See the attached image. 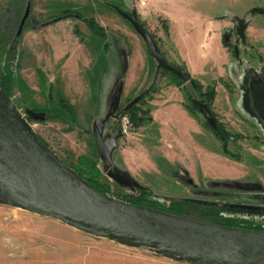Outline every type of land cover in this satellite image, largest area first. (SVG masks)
Returning <instances> with one entry per match:
<instances>
[{
	"label": "rangeland",
	"instance_id": "rangeland-1",
	"mask_svg": "<svg viewBox=\"0 0 264 264\" xmlns=\"http://www.w3.org/2000/svg\"><path fill=\"white\" fill-rule=\"evenodd\" d=\"M122 1L0 0V79L8 60L10 66L20 64L9 98L40 139L73 169L80 165V157L91 164L97 159L96 139L92 138L95 119L107 115L119 86L124 93L125 86L129 90L130 84H136L127 79L133 46L118 38L114 29L107 28H120L115 16L127 22L116 9L127 10ZM257 6L264 7V0H229V6L222 11L228 20L233 22L234 16L247 18L246 41L239 45V57L232 50L238 38L232 23L235 33L230 36L229 47L233 56L226 43L215 42L208 51L209 55L213 52L212 56L200 60L197 67L198 80L215 84L216 91L218 85L228 91L227 95L219 92V104L230 113V121L218 116L232 133L243 135L228 144L229 151L238 157L226 153L217 135L205 124L203 129H194L193 122L180 111L163 112L155 126L146 130L148 138H138L133 144L134 169L117 170L129 184L118 182L99 167L100 182L110 187L105 194L130 202L147 189L146 197L155 209L166 211L172 200H191L202 206L224 207L220 216L223 221L264 228V126L248 93L250 80L264 76V14L252 13ZM28 8L29 15L19 31ZM63 9L77 10L87 19L107 25L106 39L81 18L59 20ZM138 65L143 67L142 62ZM153 83L156 88L146 100L159 89L157 73L144 91ZM180 90L186 107H190L184 89ZM62 99L69 102L72 110L59 104ZM195 101L199 102L198 95ZM48 110L55 117L49 118ZM195 113L203 123L207 120L201 110ZM165 119L169 121L167 125ZM117 121L116 124V119H110L106 123L105 135L115 124L113 132L120 130ZM132 123L134 133L138 127L133 120ZM187 128H191L193 138L186 135ZM131 136L121 139L122 147ZM234 183H257L262 188L243 190ZM12 201L20 205L1 186L0 264H191L147 247L86 234L60 221L32 214ZM186 215L199 220V213L192 208Z\"/></svg>",
	"mask_w": 264,
	"mask_h": 264
},
{
	"label": "water",
	"instance_id": "water-1",
	"mask_svg": "<svg viewBox=\"0 0 264 264\" xmlns=\"http://www.w3.org/2000/svg\"><path fill=\"white\" fill-rule=\"evenodd\" d=\"M145 41L158 69H166L186 80L182 69L167 60L157 42L139 20L137 8L131 13L116 8ZM28 8L19 31L29 15ZM252 13L264 14L263 7ZM239 41L245 42L247 22L233 17ZM239 57V45L234 46ZM248 93L258 117L264 122V79H251ZM123 88L118 87L105 117L96 118L93 131L96 148L104 170L122 184L129 181L114 165L113 152L122 139V131L105 135L110 119L129 110L141 99L139 95L122 106ZM200 110L213 128L217 120L201 104ZM10 192L20 208L60 221L86 234L121 241L133 247H147L166 257L191 264H264V230L216 224L142 206L107 195L84 179L32 128L0 86V188ZM243 190H260L259 184L234 183Z\"/></svg>",
	"mask_w": 264,
	"mask_h": 264
},
{
	"label": "crops",
	"instance_id": "crops-1",
	"mask_svg": "<svg viewBox=\"0 0 264 264\" xmlns=\"http://www.w3.org/2000/svg\"><path fill=\"white\" fill-rule=\"evenodd\" d=\"M121 4L127 10H132L133 7H136L139 20L150 33L156 34V39L167 60L174 64H184L192 77L196 79L200 76L197 70L199 61H206L210 55L212 56L213 52L209 55L208 51H210L215 42H219L218 44L221 42L226 43L228 51L232 54L229 47V39L231 34L235 33L231 29L233 22H230L229 18L222 12L224 8L229 6V0H145L144 3L141 0H123ZM114 19L120 28L114 26L109 28L107 25L99 23L103 27L107 26L108 29H114V33L118 38L134 47H132L134 52L132 50L130 55L127 79L131 80L130 83L136 84H130L129 90H126L125 86L122 102L125 101L127 103L126 101L134 99L137 95L141 94L155 73L159 77L158 91L141 105L143 109L148 110V117H150V121L152 122L150 124L145 122L144 125L138 127L125 147H122L121 140H119L118 146L113 152L116 170L125 172V167L128 170L134 169L131 161L134 156L133 144L138 138L141 140L148 138L149 135L146 130H150V128L155 126L163 112L180 111V114L187 116L193 122L192 127L194 129H203L204 123L196 113H192L187 109L188 106L186 107L187 103L180 88L195 94L189 82H186L184 86L179 85V88L171 75L167 73L162 74L160 72L161 69H158L156 60L154 61L151 58L145 41L135 31L131 23L125 19L130 23L129 26L121 18L115 16ZM140 62L143 63V67L138 65ZM199 81L205 86L208 84L202 78ZM225 82L230 83L227 79L226 81L224 80ZM222 86H217V94L213 107L215 112L222 115L224 117L223 120L228 122L230 121L228 118L230 113L222 109L219 104L221 98L219 92L223 91L224 95L228 93ZM167 92H171V94L167 96ZM170 104H172L171 108ZM163 122L165 125L169 123L166 119ZM115 126L108 131L107 135L116 133L113 132ZM190 129L187 128L186 132L189 139L193 138L191 134L192 130ZM162 133V138L166 139L165 132ZM92 138L95 140L94 137ZM96 152L97 150L95 149ZM96 156L97 159L91 162L100 168H104L98 152ZM172 162L176 163L175 160H172Z\"/></svg>",
	"mask_w": 264,
	"mask_h": 264
},
{
	"label": "trees",
	"instance_id": "trees-1",
	"mask_svg": "<svg viewBox=\"0 0 264 264\" xmlns=\"http://www.w3.org/2000/svg\"><path fill=\"white\" fill-rule=\"evenodd\" d=\"M126 11H129V10H126ZM59 14H60V16L58 17L59 20L69 19V18H74V17L81 18V19L85 20L87 22V24L89 25V27L93 30L94 33H96L97 35L106 39V37H107L106 29L103 26H101L95 19H93V18L87 19L79 11L71 10V9H63L61 11V13H59ZM150 34L152 35V37L155 39V41L157 42V44L159 46V43H158V40L156 39V36L152 33H150ZM159 48H160V46H159ZM160 50H161V48H160ZM15 51H16L15 49L12 50L13 58L16 57ZM161 52H162V50H161ZM8 54L10 55L11 53H8ZM149 54L151 55L150 50H149ZM163 55H164V53H163ZM151 57L154 58L152 55H151ZM8 58H9V56H8ZM13 58L11 57L9 59L13 60ZM9 63H11V62L8 60L7 63L5 64V67H4L5 68V74L0 79V86L6 92V94L9 97H11L12 96L14 73H15V70L21 66L19 63H16L15 66L14 65L10 66ZM175 64L178 65L182 69L183 73L186 76V80L178 78L176 75H174L173 73H171L170 71H168L166 69L161 68V70L167 74H170L172 76L173 80L180 86H184L186 82H189L191 88L193 89V91L195 93V94H192L190 91L184 89V91L186 93V97H187L186 99L190 104L189 108L194 113L200 112L199 104L200 103L205 104L211 110V112L213 113V115L215 116V118L217 120L216 128H213L212 126H210V124L208 123L207 120L204 122L205 126L209 127L217 135V137L221 141L223 148H224V151L226 153H229L235 157H238L237 154L231 153V151H229L228 144L231 141L240 140L241 138H243V135L240 133H232L227 128V125L220 120L218 114L215 112L214 107H213L215 97L217 94L215 84H209V85L205 86L198 79L192 77V75L187 70V67L184 64H177V63H175ZM155 88H156L155 83H153L148 90L141 93L142 97L137 102V104L133 105L129 110L121 113V114H124V113L130 114L131 119L134 121V123L137 127H140L145 122L151 120L150 117H148V110L143 109L141 107V104H143L145 102L146 98L151 95V92L153 90H155ZM197 95L199 97V102L195 101V96H197ZM131 100H128L127 103L122 104L121 107L123 108L124 106H126ZM59 104L62 107H67L70 110H72L71 105L65 99H62L59 102ZM48 112H50V113H48L49 118L55 117V115L52 114L50 110H48ZM79 164L80 165L78 167H75L74 169L84 179H86L91 185H93L95 188H97L99 191H101L103 193H108V191L110 190V187L107 184L100 182V177L102 176L101 169L98 166H96L95 164H91L89 162V160L86 159L85 157L79 158ZM147 194H148L147 189H145L144 191H141V196L135 197V198L133 197L131 200H128V201H130L134 204H138V205H142V206H148L151 208H156L154 205H152L153 204L152 201L148 200V197H146ZM189 208H192V209H194V211L198 212L199 213L198 219L202 220V221L216 223V224H224V225H229V226H237V227L264 230V228L251 227V226H241V225L233 224V223L228 222V221H223L220 216H221L222 210L224 211L225 208L221 207L219 205L202 206V205H198L197 203H195L194 201H191V200H172L169 204V207L166 209V211H168L170 213L177 214V215L189 216V215H186V213L189 212Z\"/></svg>",
	"mask_w": 264,
	"mask_h": 264
},
{
	"label": "built area",
	"instance_id": "built-area-1",
	"mask_svg": "<svg viewBox=\"0 0 264 264\" xmlns=\"http://www.w3.org/2000/svg\"><path fill=\"white\" fill-rule=\"evenodd\" d=\"M142 3L145 2V0H141ZM120 125L119 129L122 131V138H128L130 135L133 134V123L130 114L124 113L121 114L118 118Z\"/></svg>",
	"mask_w": 264,
	"mask_h": 264
},
{
	"label": "flooded vegetation",
	"instance_id": "flooded-vegetation-1",
	"mask_svg": "<svg viewBox=\"0 0 264 264\" xmlns=\"http://www.w3.org/2000/svg\"><path fill=\"white\" fill-rule=\"evenodd\" d=\"M258 7H260V6H258ZM263 8H264V7H263ZM131 11H132V10H129V11H126V12L131 13ZM245 20H246V22H247V18H245ZM236 37H238L237 34H236ZM236 40H237V39H236ZM241 42H242V41H239V42L237 43V41H236V43L233 44L232 50H234V46H235V44L240 45ZM260 77H261L262 79H264L263 74H261ZM253 109H254V108H253ZM254 112H255V110H254ZM255 113H256V112H255ZM256 115H257V113H256ZM257 116H258V115H257ZM261 121H262V120H261ZM262 123H263V126H264V122H263V121H262ZM256 184H257V183H256ZM260 190H261V189H260ZM260 190H259V191H260Z\"/></svg>",
	"mask_w": 264,
	"mask_h": 264
},
{
	"label": "bare ground",
	"instance_id": "bare-ground-1",
	"mask_svg": "<svg viewBox=\"0 0 264 264\" xmlns=\"http://www.w3.org/2000/svg\"><path fill=\"white\" fill-rule=\"evenodd\" d=\"M9 195L11 196V198L14 200V201H16V202H18V203H20L10 192H9Z\"/></svg>",
	"mask_w": 264,
	"mask_h": 264
}]
</instances>
